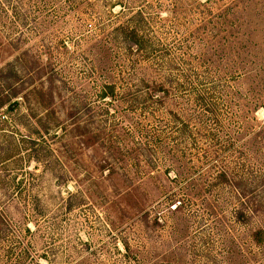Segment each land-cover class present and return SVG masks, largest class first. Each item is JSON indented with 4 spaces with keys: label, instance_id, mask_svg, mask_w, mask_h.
<instances>
[{
    "label": "rangeland",
    "instance_id": "1",
    "mask_svg": "<svg viewBox=\"0 0 264 264\" xmlns=\"http://www.w3.org/2000/svg\"><path fill=\"white\" fill-rule=\"evenodd\" d=\"M0 264H264V0H0Z\"/></svg>",
    "mask_w": 264,
    "mask_h": 264
}]
</instances>
